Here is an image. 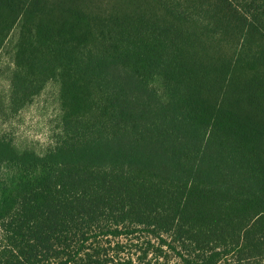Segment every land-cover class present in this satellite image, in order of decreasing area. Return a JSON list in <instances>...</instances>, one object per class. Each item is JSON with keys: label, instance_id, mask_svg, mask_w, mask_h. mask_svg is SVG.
Listing matches in <instances>:
<instances>
[{"label": "trees", "instance_id": "trees-1", "mask_svg": "<svg viewBox=\"0 0 264 264\" xmlns=\"http://www.w3.org/2000/svg\"><path fill=\"white\" fill-rule=\"evenodd\" d=\"M6 46L60 115L0 135V264H264V0H0Z\"/></svg>", "mask_w": 264, "mask_h": 264}, {"label": "rangeland", "instance_id": "rangeland-1", "mask_svg": "<svg viewBox=\"0 0 264 264\" xmlns=\"http://www.w3.org/2000/svg\"><path fill=\"white\" fill-rule=\"evenodd\" d=\"M10 66V52L6 46L0 53V105L7 90L6 74ZM58 90V84L49 81L26 107L8 115L6 110L0 111V135L11 138L19 148L43 152L50 147L58 132Z\"/></svg>", "mask_w": 264, "mask_h": 264}]
</instances>
